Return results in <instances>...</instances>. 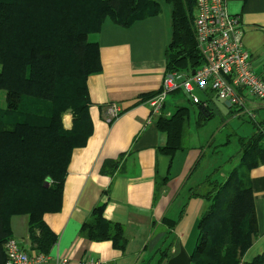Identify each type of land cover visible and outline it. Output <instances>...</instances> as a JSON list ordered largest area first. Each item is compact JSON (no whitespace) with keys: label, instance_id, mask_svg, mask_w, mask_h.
<instances>
[{"label":"trees","instance_id":"obj_1","mask_svg":"<svg viewBox=\"0 0 264 264\" xmlns=\"http://www.w3.org/2000/svg\"><path fill=\"white\" fill-rule=\"evenodd\" d=\"M166 1L173 28L167 74L192 73L204 63L194 30L196 2ZM160 12L155 0H0V92L7 97V107L0 109V264L7 261L13 216H29L35 249L50 254L57 243L44 216L61 210L72 152L85 146L93 133L88 78L101 71V61L99 45L90 42L89 35L99 32L107 17L131 26ZM59 95L70 102L55 108L49 121L22 110L25 98L31 104H55ZM67 108H73L81 121L71 130L62 124L61 113ZM205 113L200 112L196 121L199 128L210 119ZM190 117L187 106L158 117V127L167 135L161 153L173 158L186 148ZM240 145V164L226 179L215 178L218 167L191 193L209 201L199 221L191 264H264V253L245 261L259 232L250 172L264 163V120L250 137L240 138ZM205 186H210L207 193ZM83 230L91 240H110L117 249L127 245L124 227L106 220L103 204Z\"/></svg>","mask_w":264,"mask_h":264},{"label":"crops","instance_id":"obj_2","mask_svg":"<svg viewBox=\"0 0 264 264\" xmlns=\"http://www.w3.org/2000/svg\"><path fill=\"white\" fill-rule=\"evenodd\" d=\"M155 1L161 5L159 14L131 26L107 17L101 30L89 35V41L99 45L101 61V71L88 78L93 133L85 146L72 152L61 210L44 216L58 237L50 251L53 257L76 262L97 258L102 264H191L200 236L199 221L209 206L207 199L191 193L210 173L202 181L194 179L206 150L191 145L190 140L173 158L159 150L167 135L160 131L159 116L152 115L147 100L161 90L167 74L166 53L173 28L170 5L166 0ZM227 7L240 16L254 69L263 72L264 0H227ZM203 93L199 95L202 103H193L198 110H193L199 117L200 106H206V117L211 119L218 98L212 92ZM180 96L174 93L176 108L181 107ZM114 103L122 111L110 122L108 108ZM171 104L167 99L163 115L177 110ZM226 174L221 168L215 178L226 179ZM250 183L259 232L245 255L247 262L264 253V163L250 172ZM100 204L106 220L124 227L125 249L115 248L110 240H91L84 232ZM11 227L12 237L25 250L35 248L28 215L13 216ZM165 252L167 258L162 261Z\"/></svg>","mask_w":264,"mask_h":264},{"label":"built area","instance_id":"obj_3","mask_svg":"<svg viewBox=\"0 0 264 264\" xmlns=\"http://www.w3.org/2000/svg\"><path fill=\"white\" fill-rule=\"evenodd\" d=\"M194 30L204 63L194 73L173 72L165 75L161 90L147 103L152 115L162 116L170 94L185 91L194 104L202 99L196 89L212 92L216 97L243 112L250 105L256 109L258 101H264V71L256 72L253 57L243 41L239 15H233L227 0H195ZM118 104L108 108L109 121L121 114ZM250 115V111H247ZM50 183L47 185L49 186ZM6 264H102L101 259L90 258L73 261L65 257H53L40 250H25L18 239L11 237L6 244Z\"/></svg>","mask_w":264,"mask_h":264},{"label":"rangeland","instance_id":"obj_4","mask_svg":"<svg viewBox=\"0 0 264 264\" xmlns=\"http://www.w3.org/2000/svg\"><path fill=\"white\" fill-rule=\"evenodd\" d=\"M175 93H177V95H181L180 102L178 104L180 106H189L191 109L190 126L187 130L189 136L185 140L186 145L189 144L190 140L191 145L195 146V144H197L203 146L206 150V155L196 170V177L194 179H200L199 181H202L207 174H211L218 167H221L223 172H226V175H228L229 172L235 168V166L240 164V138L250 137L257 130L258 123L264 120V101H258L257 104L259 106H256V109H253L254 106L250 105L245 111L240 113L223 101L215 99L213 105L215 116L208 120L206 125L199 128L196 125L198 112L193 110V108L198 110V107L194 106L192 100L190 99V95L185 91ZM195 94L201 96L204 95V93L199 89H196ZM173 96L174 93L170 94L168 97V102H172L171 106L175 104ZM30 101L31 100L29 98H25L23 100V103L21 104L22 110L31 117L34 115L44 121L49 119L55 108L64 106L70 102L60 95L55 104L43 101L31 104ZM6 107L7 97L5 96V91H1L0 109ZM173 107L175 111L177 108L176 106ZM247 111H250L254 116L247 113ZM61 117L63 128L65 130H71L73 127L78 126L81 122L78 120V115L73 108L63 110ZM190 137L191 139H189ZM27 176L29 175L27 174ZM217 177L221 180L225 179L220 178L219 176ZM203 189V192L207 193L210 186H205ZM23 191L29 192L28 190ZM12 192L13 191H11V193Z\"/></svg>","mask_w":264,"mask_h":264},{"label":"water","instance_id":"obj_5","mask_svg":"<svg viewBox=\"0 0 264 264\" xmlns=\"http://www.w3.org/2000/svg\"><path fill=\"white\" fill-rule=\"evenodd\" d=\"M193 73H194V71H193ZM204 108H205V107L201 108V110H202V112H204V113H205V110H204ZM205 114H206V113H205Z\"/></svg>","mask_w":264,"mask_h":264}]
</instances>
